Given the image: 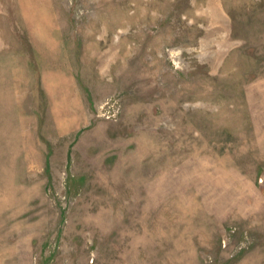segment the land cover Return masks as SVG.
<instances>
[{"label": "rangeland", "instance_id": "rangeland-1", "mask_svg": "<svg viewBox=\"0 0 264 264\" xmlns=\"http://www.w3.org/2000/svg\"><path fill=\"white\" fill-rule=\"evenodd\" d=\"M0 264H264V0H0Z\"/></svg>", "mask_w": 264, "mask_h": 264}, {"label": "crops", "instance_id": "crops-1", "mask_svg": "<svg viewBox=\"0 0 264 264\" xmlns=\"http://www.w3.org/2000/svg\"><path fill=\"white\" fill-rule=\"evenodd\" d=\"M47 5H43L42 8L46 9V16H52L49 14L50 9ZM38 9H35L37 11ZM33 11L34 22L39 23L38 26L32 28L30 33V40L32 47H34L35 54L38 62L42 65L41 79L43 87L48 94V97L52 98V103L55 102V98L66 96V101L73 105V109L81 103L80 96L81 91L74 80H71L67 75V62H68V50L63 41L62 27L58 25L54 20L55 17H50L48 20H42V14ZM38 21H37V20ZM56 109V108H54Z\"/></svg>", "mask_w": 264, "mask_h": 264}, {"label": "built area", "instance_id": "built-area-1", "mask_svg": "<svg viewBox=\"0 0 264 264\" xmlns=\"http://www.w3.org/2000/svg\"><path fill=\"white\" fill-rule=\"evenodd\" d=\"M114 105L115 102L113 100H107L99 106L100 112L110 119L111 117H114L119 110Z\"/></svg>", "mask_w": 264, "mask_h": 264}]
</instances>
